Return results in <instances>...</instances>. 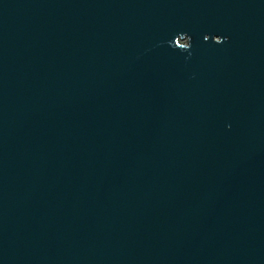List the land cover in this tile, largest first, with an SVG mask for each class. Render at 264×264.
<instances>
[{
    "label": "water",
    "instance_id": "95a60500",
    "mask_svg": "<svg viewBox=\"0 0 264 264\" xmlns=\"http://www.w3.org/2000/svg\"><path fill=\"white\" fill-rule=\"evenodd\" d=\"M0 264H264V0H0Z\"/></svg>",
    "mask_w": 264,
    "mask_h": 264
}]
</instances>
